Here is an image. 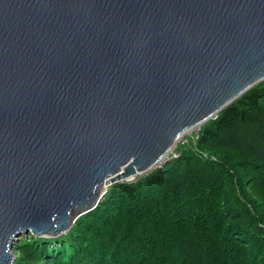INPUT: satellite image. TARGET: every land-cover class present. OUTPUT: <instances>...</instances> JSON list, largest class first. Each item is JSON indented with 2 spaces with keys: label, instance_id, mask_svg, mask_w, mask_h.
<instances>
[{
  "label": "water",
  "instance_id": "obj_1",
  "mask_svg": "<svg viewBox=\"0 0 264 264\" xmlns=\"http://www.w3.org/2000/svg\"><path fill=\"white\" fill-rule=\"evenodd\" d=\"M264 80V0H0V264Z\"/></svg>",
  "mask_w": 264,
  "mask_h": 264
},
{
  "label": "trees",
  "instance_id": "obj_2",
  "mask_svg": "<svg viewBox=\"0 0 264 264\" xmlns=\"http://www.w3.org/2000/svg\"><path fill=\"white\" fill-rule=\"evenodd\" d=\"M192 140L109 186L66 233H28L14 264H264V80Z\"/></svg>",
  "mask_w": 264,
  "mask_h": 264
},
{
  "label": "rangeland",
  "instance_id": "obj_3",
  "mask_svg": "<svg viewBox=\"0 0 264 264\" xmlns=\"http://www.w3.org/2000/svg\"><path fill=\"white\" fill-rule=\"evenodd\" d=\"M206 122V121H205ZM204 122V123H205ZM204 123H202L201 125H203ZM201 125H198L196 127H193L191 128L190 130L186 131L181 137H179V139H177V141L175 142V144L173 145V147L169 150V152L166 154L165 157H163L158 163L157 165L153 166L149 171H146L145 173H142V174H137L135 176H133L129 182H132L134 181L135 179H137L139 176H143V175H146L148 174L151 170H153L154 168H158V166H161V164H163L165 161H169L171 160V158H174L176 157L178 154L176 152V148H178L180 145L182 146H186L188 145V138L189 139H193L192 141L195 143L196 140L198 139V136H199V130H200V126ZM114 184V183H113ZM113 184H108V185H102V187L99 189V192H102L105 194V192L107 191L108 187L113 185ZM103 197V196H102ZM28 233H31L30 231L27 232V233H22L21 235L17 236L16 237V240L15 242L13 243V247H12V253L14 255V261H13V264L15 263V260H20L25 257V256H22L23 253L21 252V250L19 249H15L16 247V244L20 242V239L22 238H26V240L28 242H31L32 239L30 238V236L28 235ZM32 234V233H31ZM33 235V234H32ZM34 236V235H33ZM47 237V236H45ZM21 260V261H22Z\"/></svg>",
  "mask_w": 264,
  "mask_h": 264
},
{
  "label": "built area",
  "instance_id": "obj_4",
  "mask_svg": "<svg viewBox=\"0 0 264 264\" xmlns=\"http://www.w3.org/2000/svg\"><path fill=\"white\" fill-rule=\"evenodd\" d=\"M196 127V126H195ZM156 165H157V163H156ZM158 167H160V166H158Z\"/></svg>",
  "mask_w": 264,
  "mask_h": 264
}]
</instances>
